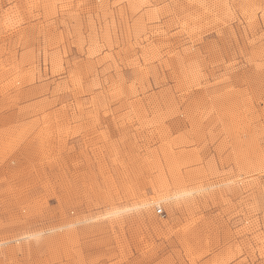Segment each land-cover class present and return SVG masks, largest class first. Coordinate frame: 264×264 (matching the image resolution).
<instances>
[{"label": "rangeland", "instance_id": "rangeland-1", "mask_svg": "<svg viewBox=\"0 0 264 264\" xmlns=\"http://www.w3.org/2000/svg\"><path fill=\"white\" fill-rule=\"evenodd\" d=\"M0 264H264V0H0Z\"/></svg>", "mask_w": 264, "mask_h": 264}, {"label": "built area", "instance_id": "built-area-1", "mask_svg": "<svg viewBox=\"0 0 264 264\" xmlns=\"http://www.w3.org/2000/svg\"><path fill=\"white\" fill-rule=\"evenodd\" d=\"M156 212H157L158 214H160V213L162 212V209H161V208H157V209H156Z\"/></svg>", "mask_w": 264, "mask_h": 264}]
</instances>
